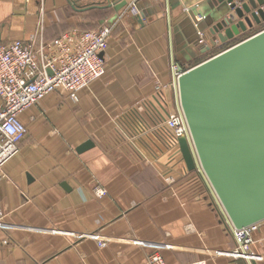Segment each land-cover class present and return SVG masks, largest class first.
<instances>
[{"label": "crops", "instance_id": "crops-1", "mask_svg": "<svg viewBox=\"0 0 264 264\" xmlns=\"http://www.w3.org/2000/svg\"><path fill=\"white\" fill-rule=\"evenodd\" d=\"M133 1L116 11L90 7L107 0H0V42L111 25L105 70L77 102L55 90L19 114L26 134L0 167V264H147L152 252L167 264H250L228 255L234 242L202 177H185L178 146L157 125L154 86L167 85L159 100L170 108L173 62L194 66L264 21L215 44L212 0H137L139 19ZM117 125L138 132L134 148ZM252 237L253 262L264 264V220Z\"/></svg>", "mask_w": 264, "mask_h": 264}, {"label": "water", "instance_id": "water-1", "mask_svg": "<svg viewBox=\"0 0 264 264\" xmlns=\"http://www.w3.org/2000/svg\"><path fill=\"white\" fill-rule=\"evenodd\" d=\"M107 1L104 6L90 7L112 6L119 11L128 6L127 0ZM138 3L134 0L131 6L139 19L145 12ZM212 5L216 11L209 33L220 42L264 21V0H212ZM176 83L177 101L188 127V136L177 138L185 170L200 168L236 229L261 222L264 29L186 70L180 69ZM91 145L88 140L76 151Z\"/></svg>", "mask_w": 264, "mask_h": 264}, {"label": "built area", "instance_id": "built-area-1", "mask_svg": "<svg viewBox=\"0 0 264 264\" xmlns=\"http://www.w3.org/2000/svg\"><path fill=\"white\" fill-rule=\"evenodd\" d=\"M110 32L111 25L105 24L93 30H70L50 42L41 39V32L37 35L38 43L27 44L19 39L0 42V167L17 154L18 144L26 134V128L19 119L22 111L38 104L46 95L59 88L75 103L78 101L77 91L87 87L103 74L106 66L104 53L108 47ZM30 40L35 41L36 38ZM218 42V39L214 40L215 44ZM180 69L185 70L172 63L173 78L170 86L175 90V103H172L170 108L159 100L166 85L156 83L154 86L155 102L158 105L157 125L169 131L170 145L174 146H178V137L188 136V127L176 96ZM130 111L136 117V111ZM128 128L121 127L120 131L126 133L125 138L131 141L133 147V141L139 134L137 131L133 132L132 127ZM184 171L185 175L192 173L202 177L203 190L233 239L234 248L228 255L243 258L249 263L259 258L251 251L252 236L257 224L236 229L200 168L187 172L184 167ZM104 193L103 189L95 188L97 196ZM90 236L97 240L99 247L105 246L106 242L98 234L93 233ZM146 261L147 264H167L157 252L149 253ZM187 264L206 263L199 260Z\"/></svg>", "mask_w": 264, "mask_h": 264}, {"label": "rangeland", "instance_id": "rangeland-1", "mask_svg": "<svg viewBox=\"0 0 264 264\" xmlns=\"http://www.w3.org/2000/svg\"><path fill=\"white\" fill-rule=\"evenodd\" d=\"M263 29H264V28H263ZM259 31H260V30H259ZM257 32H258V31H257ZM255 33H256V32H255ZM251 35H252V34H251ZM224 49H226V48H224ZM224 49H223V50H224ZM215 51H216V49L211 50L210 53H211V52H215ZM210 57H211V56H210ZM204 58L207 59L206 57H203V59H204ZM205 59H204V60H205ZM190 67H192V65H186L185 67H182V68L186 70V69H188V68H190ZM166 87H167V85H166ZM120 129H121V127H120L119 125H117L116 130H117V133L119 134V135H118L119 140H121V141H123V142H129V144L131 145V143H130L131 141H128L127 138H125V134H126V133L120 131ZM136 140H137V139H135L133 142H135ZM133 145H134V143H133ZM129 147H130V146H129ZM130 148H131V147H130ZM131 150H132V149H131ZM185 177H187V178H191V177H192V178H195V177H194V174H191V176H190V174H189L188 176L185 175Z\"/></svg>", "mask_w": 264, "mask_h": 264}, {"label": "trees", "instance_id": "trees-1", "mask_svg": "<svg viewBox=\"0 0 264 264\" xmlns=\"http://www.w3.org/2000/svg\"><path fill=\"white\" fill-rule=\"evenodd\" d=\"M192 174V173H191ZM195 177V176H194ZM194 181H196V177L193 179ZM193 180H191V181H193Z\"/></svg>", "mask_w": 264, "mask_h": 264}]
</instances>
